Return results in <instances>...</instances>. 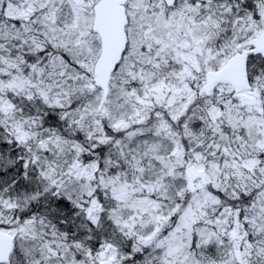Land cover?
Returning a JSON list of instances; mask_svg holds the SVG:
<instances>
[{
  "label": "snow or ice",
  "instance_id": "snow-or-ice-1",
  "mask_svg": "<svg viewBox=\"0 0 264 264\" xmlns=\"http://www.w3.org/2000/svg\"><path fill=\"white\" fill-rule=\"evenodd\" d=\"M0 264H264V0H0Z\"/></svg>",
  "mask_w": 264,
  "mask_h": 264
}]
</instances>
